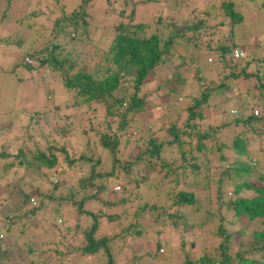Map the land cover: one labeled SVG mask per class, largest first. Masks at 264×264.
Wrapping results in <instances>:
<instances>
[{
	"label": "rangeland",
	"instance_id": "obj_1",
	"mask_svg": "<svg viewBox=\"0 0 264 264\" xmlns=\"http://www.w3.org/2000/svg\"><path fill=\"white\" fill-rule=\"evenodd\" d=\"M45 1L53 6V10H55V3H62V0ZM223 1L226 0H212L211 10L207 12L205 17L195 15V10L197 11L199 8L203 9L207 6V9H209L206 2L202 5L203 7L198 6L197 0H87V3L83 6L85 14L88 13L86 24L84 27L79 26L77 28L76 35L78 36L75 40L70 41L72 44L75 43L70 49L73 48L77 53L80 47L84 48L85 51H81L79 57L81 59L90 57V61L86 65L88 72L91 71V66L94 64L92 57L95 58L94 54L99 49L97 48L93 52V48L100 47L102 52L107 49L110 51L112 48L113 31L119 26L117 25L119 22L117 21L118 17L114 16L118 6L125 10L122 23L123 21L127 22L126 15H129L130 11H132L131 19L135 21H139L138 19L149 20L150 16L146 18V14L150 10L151 13H154V18L159 13L163 14L165 22L166 19L170 21L178 28L179 32L176 42L169 49L174 54L168 55L165 62H158L157 66L159 67L153 72V77L143 85L138 86L135 96L142 98L143 105L136 109L132 115L129 112H124L125 104L120 105L119 111H121V114L124 112L123 114L131 121L125 127L119 129L118 124L120 123L121 114L111 115L110 117L105 115L101 103L90 101V93L85 99L87 102H79V95L76 91L67 92L58 81H54V74L57 71L52 70V68L49 69L40 64L34 69V65H36L34 59H32L28 69L18 64L16 68L19 71V76L25 78L21 84L14 80L12 73H7L8 67L11 65L9 62H16L22 58V54H15L16 52L13 49L19 30L27 33L28 39H25L27 45L38 46L39 31H36L33 27L25 30L20 25L19 18L21 13L38 12V10L40 12L42 1L9 0V3H7L0 0V15L2 14L0 16L2 24V26L0 25V37H3L6 41L4 45L0 44V117L3 115L1 114V112H4L3 110L10 108L21 110L22 104L29 105V111L31 112L34 109L40 111L53 110L51 113L47 112L46 114L49 119L39 120L38 123H41L38 124L39 127L33 126V122L29 124V121L27 122L23 118L14 121L9 127L0 126V140L4 142L6 138H18L16 139V145L12 143V149L19 146L22 151H28L25 156L27 155L29 160L33 159L32 155L35 156L37 150L43 151L48 144L54 147L53 154L56 156V163L50 167H45L41 161L37 160V162H33L31 166L26 168L19 166V164L12 166L7 171L0 168V200L5 199V203L0 207V224L17 212L20 215L21 210H26L29 207L27 199L22 193H27L34 187L37 188L40 197L44 193L42 213H36L34 218L30 220L35 232L33 234L30 232L22 233L19 238L23 243L22 245L19 241H16L13 233L3 235L0 249L5 253L6 264H30V259L26 256L27 245H33L36 248L44 247L43 242L51 243V245L43 248L42 258L48 252L56 249L61 253L55 259L59 260L61 264H105L106 259L101 251L91 255H79L78 251L74 250L76 245L72 240V236H70L71 232L68 227H71V223L74 224L77 221L82 228L91 227L90 224L92 225L93 219L83 212L77 218L74 209L66 208L68 204H61L60 206L57 204L59 202L57 198L66 194L67 189L70 187L68 190L77 199L81 198V202L78 201V203L80 202L78 206L82 211L85 210L92 214L101 209L100 217L96 219L98 223L96 222L94 239L99 238V235H105L109 239L112 238V243L119 247V243L115 242L116 239L124 234L125 228L128 229V232L133 230L132 224L138 222L140 228L136 229H141L142 234L139 232V235L129 236L122 251L112 255V258L118 264L122 260L129 259L133 253L141 255L143 251L154 249L151 246L156 237L155 230L157 227L154 224L161 222L156 213L161 212L159 206L167 207V203L163 205L162 200L166 190L168 194L165 195L172 196L181 188L192 187L193 185H189V182H196L197 186L206 183V194L211 200H209V209H214L217 213L216 204L214 203L217 188L215 180L220 175V169L226 167L234 157L239 156L245 159L253 168L247 180L255 183V185H264V153L259 156L250 154L253 148H259L264 152V126L255 123L256 132L252 135L247 134L248 137L251 136L248 141L250 146L247 148L249 156L246 155L245 157L237 154L232 157L230 151L233 150L234 153V149L223 148L224 143L227 145L230 143L232 133L242 130L240 124L233 126L230 123L231 115L234 114V108L237 104L245 99H250L253 95L252 105L254 109L251 110V113L258 116L262 111L260 108L261 100L257 98L258 89H255L253 85L257 83L254 73L257 67H260L258 59L261 55L258 49H264V0H254L253 2L250 0H229L232 3V9L243 17L241 22L233 24H229L228 18L224 17L222 7H220V3ZM26 2L29 5H26ZM63 3L65 7L72 8L73 0H65ZM184 3L187 4L183 5ZM189 9L190 12H188ZM3 10H5L4 13H2ZM40 15L44 19L47 18L46 14L40 13ZM8 17H11V19L8 20ZM4 18L7 20H4ZM202 18H204L206 24L205 28L197 27L194 30L186 28L187 24H192ZM151 20L149 21L152 22ZM220 21L224 22L223 27L218 24ZM49 23L51 24V21ZM154 23L147 26L144 31L145 36L161 31L160 25ZM47 40H49V37L43 38L41 43L45 45ZM185 40L187 44L184 43ZM183 45H186V50L181 52L183 56L180 58L178 54ZM219 45H228L233 50L243 47L242 49L247 52L244 59L249 61L244 73H251L252 75L243 76L238 67L240 64H238L235 72H238L239 76L233 80L230 77L233 69L230 70L224 67L220 61V53L216 49ZM68 46V44L62 46L60 51L57 49V52H55L57 59L68 54ZM30 49L31 47L27 51ZM188 53H190L189 57ZM230 56L233 57L231 54ZM81 59H78V61ZM174 66L177 74L184 77V82L178 87L179 92L173 94L170 98L167 79L172 75L171 72L173 71L171 70L174 69ZM78 67L79 64L77 63L70 73L75 72ZM26 70H29L28 73L32 74V79L27 77ZM128 70L130 72H127V76L134 74L132 66H128ZM225 80L230 83V87L222 86L223 88L218 90L219 83ZM124 81L122 78L118 80L117 88L111 91L112 95H118L117 90L119 89L125 90L127 85ZM231 82H234V84H231ZM127 83L132 85L133 81H127ZM46 86L49 89H44ZM206 86L214 87L217 91L211 92V96L207 101L201 104L202 109L200 112L203 118L198 122V131L203 132L207 129L210 130V135L198 141L193 134L195 133L194 130L189 129L188 136H180L181 139L191 143L190 148L188 146L182 147L181 150H184L182 156H180L177 149L166 143L157 155V159L146 155L144 151L148 148L149 138L163 142L170 138L165 131L167 123L176 121V128H182L186 117V113L182 110L191 104L192 95H199L200 90ZM43 91L46 92L45 95H42ZM129 93H132L131 89H129ZM37 98H39L38 103L33 102ZM50 98L54 101L49 105L51 108L41 109L43 104L46 103L44 101H48ZM55 105L57 107L52 108ZM165 105H169V107ZM248 112V109H246L245 113ZM38 118L36 117L37 120ZM2 123L3 121L0 122V124ZM51 124H56L55 128L59 132L64 131L63 139H57L58 137L53 140L50 139L49 134L51 131H47L46 127H50ZM102 133H106L108 142L114 141L115 143L113 146L115 160L113 162L108 153L109 150L98 145L99 136ZM40 134L45 135V139ZM61 142H64V151L68 152L67 158L71 159L74 164H67L64 159V151L57 150L56 147ZM199 142L202 143V148L198 150L193 145ZM216 145L219 147V151L215 149ZM3 147H7L6 142L3 143ZM221 153L225 154L226 161L219 159ZM81 156H92L93 160L98 159L100 163L97 162L99 164L94 165V172H100L101 176L92 177L88 164L81 160ZM250 156L251 158H249ZM159 158L162 160L161 162L157 161ZM127 163H131L129 168H127ZM111 164L113 165L112 169ZM162 164H165V166H162ZM190 165H199V168H192ZM205 165H208V169ZM183 167L185 171L181 174ZM166 170L167 175L165 178L164 173ZM108 171H114L117 175L106 174ZM172 172L175 174L173 175ZM259 175L263 176L262 180L258 178ZM84 177H88L84 182L85 187H79L78 182ZM222 180L225 182L222 187L223 197L234 198L232 185L240 182L241 178L235 177L230 180L223 177ZM165 181H168V183L162 185ZM52 185L56 186L53 187ZM117 185L120 187L119 189H116ZM197 186H195L196 189H198ZM48 189L53 191V195ZM238 193L246 197L252 194L249 190L239 191ZM126 196H128L127 199ZM99 197L103 201L115 205L101 206L105 203L102 200L99 201ZM119 198H125L124 202H117ZM144 202L149 205L153 204L157 209L151 211V209L145 207L136 215L135 212L138 207ZM72 207L77 208V205ZM53 208L60 209L58 213H55L56 215L52 212ZM105 213L107 214L105 215ZM52 216L60 218L62 222L52 220ZM200 216L197 217L200 218ZM15 221L18 222L17 224L21 222ZM156 221L159 223H156ZM212 222H215L214 218L205 227L193 228L181 233L183 236H180L185 241L183 249L188 251V256L192 260L203 254L219 257L217 245L220 237L214 234L215 227ZM64 227H66V230H64ZM78 235H80V232H78ZM59 236L61 238H58ZM179 239L180 237L177 235L170 236V242L174 246L172 253L175 256L172 261L169 260L168 254L164 255V251L158 249L157 252L160 256L144 262H147V264H183L184 253L179 249ZM231 240L229 243L231 247L227 253L232 256V251L236 250L238 246ZM113 250L114 252L119 251L118 248ZM72 252H74L73 256ZM124 255H126V258L120 259ZM116 256H118V259ZM75 258L80 260L77 262ZM81 259L83 260L81 261ZM218 261L219 258L215 263H234L233 260L223 263Z\"/></svg>",
	"mask_w": 264,
	"mask_h": 264
},
{
	"label": "trees",
	"instance_id": "obj_2",
	"mask_svg": "<svg viewBox=\"0 0 264 264\" xmlns=\"http://www.w3.org/2000/svg\"><path fill=\"white\" fill-rule=\"evenodd\" d=\"M4 1L9 3V0ZM40 1H42L40 12L38 10V12L30 11L28 13L26 12L25 14L21 13V17L19 18L20 25H22L25 30H29L33 27L36 31H39V38H37L39 40L38 46L27 45V42L25 41V39H28L27 33L19 30L17 41L15 42V46L13 49L16 52L15 54H22L21 59L23 61L21 59L16 62L10 61L9 64L11 65H9L7 73H12L14 75V80H16L17 83L21 84L25 78L23 79L19 76V71L16 68L17 65L20 64L28 69L30 68L29 65L31 64L32 59H34V61H36L34 69H36L38 65L41 64L45 65L49 69L52 68V70L59 72L58 74L57 72H55L56 74H54V81H58L67 92L76 91V93H78L79 95V102H87L85 99L87 98L88 93H90V101L101 103L103 105L105 115H108L110 117L111 115L114 116L121 114V111H119V107L122 104L126 105V107L124 108V112H129V114L132 115L134 111L144 103L142 98H137L135 96L138 86L143 85L148 79H151L153 77V72L156 71V69L159 67L157 66L158 62H165L168 55L174 54L172 51L170 52L169 49L170 46L173 45L174 42H176L175 40L179 36L178 28H176L167 19L165 22V19H163V14L161 15L159 13V15L154 18V13H151L150 10L147 11L148 13L146 14V18L150 16L149 20L153 18L151 20L152 22H150L148 19L144 21L138 19L139 21H135L134 19H131L132 11H130L129 15H126L127 22L123 21L122 23L121 21L123 20V14L125 10H123L122 7L118 6L114 16L118 17L117 21L119 22L117 25H119L120 27L118 26L113 31L114 35L111 45L113 49L111 48L110 51H108L107 49L105 52H102V49L100 47H94L93 52L97 48L99 49L94 54L95 58L92 57V59L94 60V64L93 66H91V71L88 72L86 70V65L90 61V57H84L83 59L79 57V53L81 51H85L84 48L80 47V50L77 51V53L73 48L70 49V47L74 46L75 44H72L70 41L75 40L78 36L76 35L77 28L79 26L84 27L86 24L88 13L85 14L83 6L87 3V0H73L72 8L67 6L65 7L63 3V1L65 0H62V3L58 4L57 2L54 4L55 10L52 9L53 6H51L50 3L46 2L45 0ZM250 1L253 2L254 0ZM205 2L206 5H208L209 9H207V6L203 9L199 8V10H195V15H203L205 17L207 16V12L211 10V7L213 5L212 0H197L198 6L200 7H203L202 5ZM147 3L148 2L146 1V4ZM185 4L187 3H184L183 5ZM220 4V7H222V11L224 13V17L228 18L229 24H233L235 22L238 23L243 20V17L232 9L231 1L226 0L221 2ZM26 5H29V3L26 2ZM22 11L24 12L25 10ZM4 12L5 10H3L2 13ZM188 12H190V9L188 10ZM40 13L46 14L48 20L47 18L44 19L43 16L40 15ZM74 17H76V19H74ZM7 19L10 20L11 17H8ZM7 19L4 18V20ZM4 20L1 21L3 22ZM48 21H51V24ZM34 22L36 25L34 24ZM153 22H155L154 24L158 26L160 25L161 31H159L158 33L153 32L145 36L144 31L147 29V26H149ZM223 23V21H220L218 24L222 26ZM0 25L2 26L1 22ZM187 25L188 26L186 28L188 30H194L197 27H206L204 18ZM70 32L72 36H70ZM47 37H49V40H47L46 44L43 45L44 43L41 42L43 41V38ZM5 43L6 41L4 40V38L0 37V44L4 45ZM184 43L187 44L186 40ZM67 44L69 45V49H67L69 50L68 54L65 57H60L57 59V54L55 52H57V49H59L58 51H60L62 46H65ZM78 45L80 46V44ZM25 46L27 49H24ZM30 47L31 49L27 51ZM242 48L243 47L236 49L237 51H241L242 55L238 57H231L230 54L233 49H230V46L219 45L218 47H216V49L219 50L220 61L222 62L223 66L227 67L230 70L233 69L230 73V77L233 80H235V78L239 76V73L235 72L238 64H240V66L238 67L242 71L243 76L248 77L252 75L251 73H244L245 67L248 65L249 61L247 59H244V55L247 54V52H245L246 50L244 49V51ZM185 50L186 45H183L181 47L180 53L178 54L180 58H182L183 56V53L181 52H185ZM258 50H260L261 55L258 59V61L260 62V67H257L256 72L254 73V76L257 79V83H255L253 86L255 89H258L257 98L261 100L260 108L263 112L261 111L258 116L251 113V110L254 109L252 105V101H254L253 95L250 99H245L235 106V112L233 115H231L230 123L233 126L240 124L242 126V130L232 133L230 143L228 145L224 143L223 145V148L234 149V153L232 152L233 150L230 151L232 157L236 156L237 154L243 155L245 157L246 155L249 156L247 148L250 146L248 145V141L251 136L248 137L247 134L252 135L256 132L254 126L255 123L264 126V49L262 48ZM188 54L189 57L190 53ZM78 59L81 60L78 61ZM242 59L244 60L242 61ZM77 63L79 64L77 70L73 73H70ZM128 66H132V70L134 71V74H131L130 76L126 75L127 72H130L128 70ZM168 68L170 69V67ZM175 70L176 67L174 66V69L171 70L173 72L170 71L172 75L169 77V79H167L168 93L170 98L173 96V94L179 92L178 87L181 86L180 84L184 82V77H180ZM28 72L29 70H26L27 77L29 79H32V74ZM121 78L122 80L126 81L125 84L127 86H125V90L122 91V89H119L117 90L118 95H112L111 91L117 88V82L118 80H121ZM127 81H133V84L128 85ZM231 84H234V82H231ZM229 85L230 83L225 80L224 82L219 83L218 90H221V88H223L222 86L227 87ZM44 89L47 90L49 89V87L46 86V88ZM129 89H131L132 93H129ZM216 91L217 90L214 87L206 86L200 90L199 95H192L191 104L186 106L184 110H182L186 113L182 128H176V121L167 123V125H165V131L166 134L170 136V138L164 142L149 138L148 148L144 151V153L157 159V155L160 153L163 145L166 143L177 149L180 156H182L184 153V150H181L182 147L188 146V148H190L191 143L181 139L180 136H188L189 134H187V132L189 129L194 130L195 133L193 134L196 136V140L198 141L209 136L210 130L206 129L203 132L198 131V122L203 118L200 112V110L202 109L201 104L207 101V99L211 96V92L214 93ZM45 93L46 92L43 91L42 95H45ZM38 99L39 98H37L33 102L38 103ZM44 102L46 103L45 105L43 104V107H41V109L51 108L49 105H51L54 101L52 100V98H50L48 101ZM165 106L169 107V105ZM21 107V110H15L14 108L3 110L4 112H1V114L3 115L0 117V122L3 121V123L0 124V126L9 127L14 123V121H19L21 118H23L27 122L29 121V124L33 122V126L39 127L38 124H41L38 123L39 120L44 121L46 119H49L47 118L46 114L47 112L51 113L53 111L51 109L44 111L34 109V111L31 112L29 111V105L22 104ZM56 107L57 105L52 108ZM246 109H248V113H245ZM123 113L121 114L120 123L118 124L119 129L125 127V125H127L131 121L130 119H127L128 117ZM36 117H39L38 120L36 119ZM55 127L56 124H51L50 127H46L47 131H51V133L48 132L50 133V139L53 140L56 137H58L57 139H63L64 131L59 132V130H57ZM40 135L44 136L43 139H45V135ZM16 139L18 138H6L4 142L7 143V147H3L4 142H1L0 140V168L3 171H7L12 166H16L18 164L19 166L26 168L27 166H31L33 162H37V160L41 161V163L45 167H50L56 163V156L53 154L54 147H52L51 144H48L43 151L37 150L35 156L32 155L33 159L29 160L27 155L25 156V153H28V151H22L21 147L19 146L12 149V143L14 145L17 144ZM107 140L106 133H102L99 136L98 145H101L102 147L109 150L108 153L111 156V161L113 162L115 160V152L113 149L115 143L114 141L108 142ZM193 146L195 149L199 150L202 148V143H195ZM64 147V142H61L60 145L56 148L57 150L64 151ZM215 149L219 151V147L217 145ZM263 153L264 152L262 150H259V148H253L250 154L259 156L263 155ZM67 154L68 152L64 151V159L66 160L67 164H74L72 163L71 159L67 158ZM249 158H251V156ZM219 159L226 161L225 154L221 153L219 155ZM81 160L84 163L88 164V168L90 169L89 172L91 173L92 177L101 176L100 172H94V165L100 163L98 159L93 160L92 156H81ZM157 161L161 162L162 160L159 158ZM126 165L127 168H129L131 163H127ZM162 166H165V164H162ZM190 166L196 169L199 168V165ZM110 167L112 169L113 165L111 164ZM205 167L206 169H208V165H205ZM184 171L185 170L183 167V169L181 170V174ZM252 171V166L240 156L237 158L234 157L231 161H229L226 167H222L220 169V175L215 180L217 188L215 191L216 193L214 196V203L216 204L215 209L217 213H215L214 209H209L210 199L206 194V183L197 186L196 182H189V185H193L192 187L181 188L172 196L165 195L168 194L166 190L162 200L163 205L167 203V207L164 208V206H159V210L161 212H159V214L156 213L157 218L159 217V220H161V222L159 223L156 221V223L159 224H154V226L157 227V229L155 230L156 237L151 244L154 249L152 251H143L141 255L133 253V255L129 259H125L126 255H124L120 259L125 260L120 261L118 264H141L144 261H150V259L160 256L157 252L158 249L164 251V255L168 254L169 260L172 261L175 256L172 253L174 246L170 242L171 235H177L181 239H179V249L184 253L182 260L183 264H216L215 262L217 258H219V263L233 260V264H264V185H255V183L247 180ZM106 174L117 175V173H115L114 171H108L106 172ZM164 174L165 177L167 175V170ZM174 174L175 173H173V175ZM118 176L120 177V175ZM223 177H227L230 180L235 177L241 178L240 182L233 183L232 185V193L234 195V198L223 197L222 187L225 184V182H223L222 180ZM87 178L88 177L81 178L78 182V186L85 187L84 182ZM258 178L262 180L263 176L259 175ZM90 183L91 181L89 182V184ZM167 183L168 181H165V183H163L162 185H166ZM52 186L54 187L56 185ZM195 186H197L198 189H196ZM36 189L37 188L34 187V189H31L29 192L22 193L23 195H25L26 199L32 198L34 200V203L27 202V205H29V207L26 208V210H21V213H19L20 215H18L17 212L14 214V216L7 218V221L0 224V233L2 235V237L0 238V244L3 241V235L6 236L8 233H13V237L16 239V241H19L22 245L23 243L19 239L21 237L20 235L26 232H30L31 234L35 232V229L31 226L30 220L34 218L36 213H42V204H44L42 198L44 197V193L41 194L40 197V193H38V190ZM68 189L66 194L60 195L61 197L57 198L59 200L57 204H59V206L61 204H68V207L66 208H70L71 210L74 209L77 218L79 214L83 212L84 214L91 216V219H93L92 225L90 224L91 227L88 226L86 228H82L77 223L78 221L74 224L71 223L72 226L68 227L69 231L71 232L70 236H72V240H74V243L76 245L75 249L72 246L73 249L77 250L79 255H91L97 251H101L106 259L105 264H116V262L112 258V255L122 251V249L124 248L123 246L126 245L125 242L129 236L139 235V232L142 234L141 229H136L139 227L138 222H134L132 224L133 230L128 232V229L125 228L124 234L116 239L115 242L119 243V247H117L116 244L112 243V238L109 239L105 235H99V238L94 239L93 235L94 231L96 230V222L98 223L96 219H99L101 209L98 212L92 214L85 210L82 211L78 206V204L81 202V198L77 199V197ZM247 190L252 193L248 197L241 196V194L238 193L239 191ZM51 194L53 195V191H51ZM127 197L128 196H126L125 198L127 199ZM124 199L119 198L117 199V202H124ZM101 200L102 198L99 197V201ZM78 201L80 202L78 203ZM0 202H2L0 205L1 207L5 203V199L3 198L2 200H0ZM103 202L105 204L101 206L107 207L115 205L110 204L106 201ZM75 205H77V208L72 207ZM145 207H148L149 209H151V211L157 209L153 204L149 205L144 202L138 207V210L135 212L136 215H138L137 213L141 212V210H144ZM53 209L54 210L52 212L54 214L58 213V211L60 210L59 208ZM48 212L50 211L48 210ZM106 214L107 213H105V215ZM198 215H201L200 218L197 217ZM80 218L81 220H83L82 217ZM213 218L215 219V222H212L215 227L214 234L220 237V241H218L217 245V253L219 257H217L216 255L203 254L197 259L192 260L188 256V251H184L183 249L185 241H183L180 235L183 236V234L181 233L186 230L205 227V225L211 222ZM51 219L54 221H61L60 218H56V216H52ZM15 220L21 222L17 224L18 222H16ZM54 224L57 225L56 222H54ZM64 230H66V227H64ZM78 232H80V235H78ZM58 238L61 237L59 236ZM230 240L236 243L238 246L236 250L232 251V256L228 255L229 253H227V251L230 250L231 247V244H229ZM42 245L44 247L37 248L33 245H27L26 256L29 257L30 264H61L59 260L55 259L57 255L61 253L56 249L48 252L47 255L42 258L41 253L43 252V248L50 247L51 243L49 244L43 242ZM162 247L164 248V250ZM114 248H118L119 251L114 252ZM73 253L74 252H72V256ZM116 258L118 259V256H116ZM75 259L77 260V262L80 260L77 258ZM82 260L83 259H81V261ZM6 261L7 259L5 257V253L0 249V264H6ZM143 264H147V262H144Z\"/></svg>",
	"mask_w": 264,
	"mask_h": 264
},
{
	"label": "built area",
	"instance_id": "obj_3",
	"mask_svg": "<svg viewBox=\"0 0 264 264\" xmlns=\"http://www.w3.org/2000/svg\"><path fill=\"white\" fill-rule=\"evenodd\" d=\"M231 55H232L233 57H238V56L242 55V53H241V51H237V50L235 49V50H233V51L231 52ZM116 189H119V186H118V185H117ZM30 201H31L32 203H34V200H33L32 198H30ZM58 222H60V221H58ZM1 237H2V235H1V233H0V238H1Z\"/></svg>",
	"mask_w": 264,
	"mask_h": 264
},
{
	"label": "clouds",
	"instance_id": "obj_4",
	"mask_svg": "<svg viewBox=\"0 0 264 264\" xmlns=\"http://www.w3.org/2000/svg\"><path fill=\"white\" fill-rule=\"evenodd\" d=\"M27 202L32 203V202L30 201V198L27 199Z\"/></svg>",
	"mask_w": 264,
	"mask_h": 264
}]
</instances>
